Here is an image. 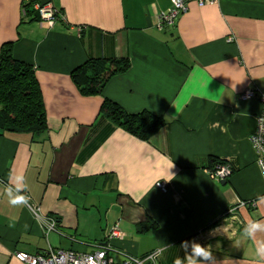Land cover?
Segmentation results:
<instances>
[{"label":"crops","instance_id":"0c3cea01","mask_svg":"<svg viewBox=\"0 0 264 264\" xmlns=\"http://www.w3.org/2000/svg\"><path fill=\"white\" fill-rule=\"evenodd\" d=\"M22 2L0 0V48L11 42L13 57L32 66L47 128L0 132V264H26L16 252L49 247L90 252L114 225L124 233L110 241L117 262L160 249L156 264H187L195 243L211 252L194 256L198 264H264V230L244 231L264 225V178L249 142L262 102L241 99L264 93V0L191 2L161 29L171 0H51L64 16L53 23L25 19ZM111 58L130 66L102 94H81L71 73ZM105 99L165 125L141 140L100 119ZM212 157L233 168L224 184L209 171ZM16 195L60 233L45 236L27 206L9 203Z\"/></svg>","mask_w":264,"mask_h":264},{"label":"trees","instance_id":"16d2710c","mask_svg":"<svg viewBox=\"0 0 264 264\" xmlns=\"http://www.w3.org/2000/svg\"><path fill=\"white\" fill-rule=\"evenodd\" d=\"M39 1L23 0L25 19L35 20L34 4ZM52 7L57 15L62 14L59 9ZM129 66L126 58L88 59L71 73V77L81 94L98 95L102 94L110 78L125 72ZM99 117L145 141L165 125L160 116L148 111L128 113L108 99L104 100ZM46 128L43 99L32 66L13 57L11 42L3 43L0 48V132L39 134ZM209 161L210 172L216 166L227 163L215 157Z\"/></svg>","mask_w":264,"mask_h":264},{"label":"built area","instance_id":"2783aa9c","mask_svg":"<svg viewBox=\"0 0 264 264\" xmlns=\"http://www.w3.org/2000/svg\"><path fill=\"white\" fill-rule=\"evenodd\" d=\"M191 2H194L199 7H203L206 5H213L217 3L218 0H171L167 11L161 12L158 15L157 27L161 29L164 26H174L179 16L188 10ZM34 9L35 11H39L40 21L53 23L56 20L64 19L63 14L60 13L57 15L56 10L50 4L40 8L38 2L34 4ZM233 39V37H229L228 41H233ZM254 97L260 98L262 102V110L256 117V126L249 136V142L255 153L256 165L262 178H264V120L257 119L258 117H264V93H258L255 90L247 89L241 95V99L243 100ZM210 173L217 180L224 181L231 174V167L228 163L218 165ZM157 187L160 191L165 192L168 185L166 182H159ZM27 207L32 211L35 218L39 219L41 222L45 236H48L50 232L58 231L55 219L49 216L40 217L37 207L30 204L28 200ZM123 237L124 233L117 225H114L109 229L105 240L96 243L94 249L90 252H75L70 249L52 250L51 247H49L47 250L35 255L16 252L15 257L26 264H156V260L161 252L160 249L151 251L144 258L125 255L122 261H115L111 255L112 247L110 241L113 239H123Z\"/></svg>","mask_w":264,"mask_h":264},{"label":"clouds","instance_id":"9594fccd","mask_svg":"<svg viewBox=\"0 0 264 264\" xmlns=\"http://www.w3.org/2000/svg\"><path fill=\"white\" fill-rule=\"evenodd\" d=\"M258 120H264V117H258ZM18 180H21L22 177H18ZM16 191L19 193L20 191V186L19 184L16 187ZM12 190H8V194L11 196ZM9 203L12 206H27V198L23 195H16L14 198H12ZM258 230H264V225H261L258 222H252L248 224V226L245 228V233L249 237L254 236L255 233ZM187 242H182L181 247H186ZM192 256H186L187 259V264H198V262L193 258L194 256H199L203 257L204 259H208L211 257V252L208 250L207 247H203L200 244H193L192 246ZM257 255L260 256L261 258H264V242L260 243L257 247ZM174 264H181V261L179 258H176L174 261Z\"/></svg>","mask_w":264,"mask_h":264},{"label":"water","instance_id":"95a60500","mask_svg":"<svg viewBox=\"0 0 264 264\" xmlns=\"http://www.w3.org/2000/svg\"><path fill=\"white\" fill-rule=\"evenodd\" d=\"M50 2H51V0H40V1H39V7L42 8V7H44L45 5L50 4ZM34 18H35L36 21H40L39 11H38V10H36V11L34 12ZM222 183L224 184L225 181H222Z\"/></svg>","mask_w":264,"mask_h":264}]
</instances>
